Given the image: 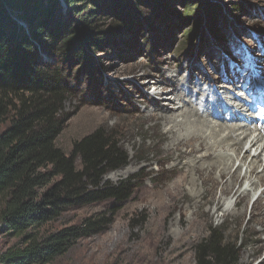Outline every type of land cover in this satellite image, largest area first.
I'll list each match as a JSON object with an SVG mask.
<instances>
[{
    "label": "rangeland",
    "instance_id": "rangeland-1",
    "mask_svg": "<svg viewBox=\"0 0 264 264\" xmlns=\"http://www.w3.org/2000/svg\"><path fill=\"white\" fill-rule=\"evenodd\" d=\"M129 1L137 7L135 11H128L132 15L125 22L128 31L111 36L105 46L95 51L85 47L86 60L82 63L74 55L70 57L67 49L56 51L59 40L52 42L49 34L41 38L50 53H43L44 59L38 54L37 60L50 64V70L61 69L71 90L63 105L65 124L54 146L70 155L76 141L97 129H106L120 142L128 163L106 174L102 183L117 185L132 180L131 186H134L130 198L121 205L112 201L93 203L40 224L38 234L43 236L116 209L113 222L103 232L77 241L66 254L49 264H195V247L208 237L211 228H220L225 241L240 245L239 264H264V231L252 221L254 206L264 193V183L257 190L253 188L249 198L239 205L232 198L233 193L238 189L243 191L249 185L247 182L222 195L220 187L212 186L210 181L201 186L197 179L195 188L200 192L199 197L194 198L191 188L183 186L174 200H168L165 190L171 186L167 184L176 177L168 168L174 161L167 160L162 153L168 140L160 119L146 116L148 111L160 109L154 105L158 101L155 88L162 86V79L168 80V76L180 86L188 80L199 82L197 92H193L195 98L206 94V89L210 91L208 94L219 90V103L230 101L234 92L230 97L228 90L234 78H229L226 64L232 55H237V45H245L257 53L256 58L261 57L255 41L264 45V0H163V4ZM59 3L53 21L48 24L53 31L67 15L65 1L59 0ZM182 3L197 9V16L181 19ZM206 4L220 13L217 36L208 31L204 16ZM75 8L80 16L73 15L70 19L78 21L93 12L91 23L97 31L117 22L113 13L101 11L103 5L95 8L83 1ZM192 32L197 33L195 38L191 37ZM200 34L203 44L199 42ZM63 59L66 62L62 63ZM222 85L227 89L221 88ZM76 164L79 167L78 160ZM243 208L240 215L224 216L225 211L237 213ZM18 240L0 230V257L8 249L17 248Z\"/></svg>",
    "mask_w": 264,
    "mask_h": 264
},
{
    "label": "trees",
    "instance_id": "trees-1",
    "mask_svg": "<svg viewBox=\"0 0 264 264\" xmlns=\"http://www.w3.org/2000/svg\"><path fill=\"white\" fill-rule=\"evenodd\" d=\"M64 1L67 15L53 31L48 24L59 9V0H0V230L19 239L17 248L1 255L0 264L51 263L77 241L103 232L113 222L116 209L43 236L38 234L40 224L93 203L121 205L134 187L132 180L117 185L102 183L106 174L128 163L120 142L106 129L76 141L70 155L54 146L65 124L63 105L71 90L61 69L50 70V64L37 58L50 53L41 42L43 34H49L52 42L59 40L56 51L67 49L70 57L74 55L82 63L85 47L95 51L111 36L128 31L125 22L132 16L128 11H135L137 5L129 0ZM83 1L95 8L103 5L101 11L113 13L117 22L97 31L91 23L93 12L78 21L70 19L80 16L75 5ZM148 1L163 4V0H136L137 4ZM182 5L181 19L197 16V9ZM207 5L206 30L217 36L220 13ZM190 35L195 38L197 33ZM239 248L225 241L220 228H211L208 237L195 247V264H239Z\"/></svg>",
    "mask_w": 264,
    "mask_h": 264
},
{
    "label": "bare ground",
    "instance_id": "bare-ground-1",
    "mask_svg": "<svg viewBox=\"0 0 264 264\" xmlns=\"http://www.w3.org/2000/svg\"><path fill=\"white\" fill-rule=\"evenodd\" d=\"M259 65L264 69V63ZM228 74L229 78L233 79L231 73L228 72ZM168 78V80L162 79L164 89L160 88L162 86L155 88L158 101L154 105L160 109H153L146 114L147 118L160 119L159 124L168 140L162 153L166 155L167 160L174 161L168 170L174 171L176 177L173 182L167 184L171 187L165 190V195L168 200H174L181 193L183 186H188L193 192V197L197 198L200 196V192L195 188L197 179L201 186L206 181H210L212 186L220 187L222 195L231 191L234 186L241 188L247 182L249 185L243 191L238 189L233 193L232 198H236V205H239L249 198L253 188L256 189L264 183V129L258 131L247 125L226 123L225 116L231 115L235 120L245 111L236 104L239 102L236 98L237 92L229 98L230 101L221 102L226 111L223 113V107L219 103L221 91L201 94L200 97L195 98L193 92L195 90L197 92L199 82L195 84L188 80L180 86L179 83L173 82L175 80L171 76ZM200 80L204 81L205 78ZM146 84L149 85V83ZM145 88H147L146 85ZM221 88L227 89L223 85ZM166 95H173L174 98L170 99ZM162 101L169 103H161ZM159 103L160 106L157 105ZM215 114L219 117L223 116V120L210 122L208 117L213 120L212 117ZM226 152L230 154L225 155ZM244 168V173L241 175ZM261 196H264V193ZM261 196L257 200L259 203L254 206L255 213L252 214V221L257 222L264 231V197L261 199ZM158 201L162 203L161 198ZM219 203L220 200L216 206ZM243 211L244 208L239 212L236 211L237 213L225 211L224 216L240 215Z\"/></svg>",
    "mask_w": 264,
    "mask_h": 264
}]
</instances>
